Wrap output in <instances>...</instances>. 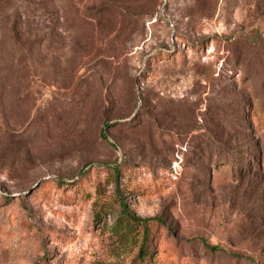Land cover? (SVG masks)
I'll use <instances>...</instances> for the list:
<instances>
[{
    "label": "rangeland",
    "instance_id": "1",
    "mask_svg": "<svg viewBox=\"0 0 264 264\" xmlns=\"http://www.w3.org/2000/svg\"><path fill=\"white\" fill-rule=\"evenodd\" d=\"M144 219L143 264H264V0H0V264H137Z\"/></svg>",
    "mask_w": 264,
    "mask_h": 264
},
{
    "label": "trees",
    "instance_id": "2",
    "mask_svg": "<svg viewBox=\"0 0 264 264\" xmlns=\"http://www.w3.org/2000/svg\"><path fill=\"white\" fill-rule=\"evenodd\" d=\"M233 156H230L229 159H233ZM236 162H237V167L233 168L232 171L234 172L235 177L238 176L240 174L239 169H241L243 166H241L240 160L238 157H235ZM245 169L243 168V171H241V174L244 173ZM116 199L119 203V214L126 217L127 218V210L124 207L126 205V203L123 201V197L120 193H117ZM147 222V220H141V229H142V235H141V242H140V246L138 248V252L137 255L135 257V262L137 264H143L144 261L146 260V258L148 257V255L151 253L152 250V230H151V226L146 225L145 223ZM206 247L210 250V251H216L219 250L218 247L215 246H209L206 245Z\"/></svg>",
    "mask_w": 264,
    "mask_h": 264
}]
</instances>
